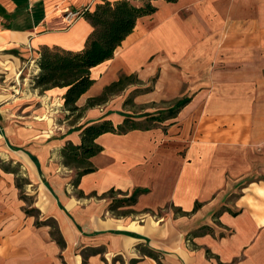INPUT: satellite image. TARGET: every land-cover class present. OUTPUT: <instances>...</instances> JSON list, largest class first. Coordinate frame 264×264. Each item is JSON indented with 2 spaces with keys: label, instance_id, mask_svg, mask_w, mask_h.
Segmentation results:
<instances>
[{
  "label": "crops",
  "instance_id": "1",
  "mask_svg": "<svg viewBox=\"0 0 264 264\" xmlns=\"http://www.w3.org/2000/svg\"><path fill=\"white\" fill-rule=\"evenodd\" d=\"M99 2L0 0V117L3 86L11 84L12 71L25 65L19 56L35 54L29 57L36 65L42 46L82 49L93 27L83 16L69 22L64 15L81 7L92 10ZM153 3L156 11L137 20L113 57L91 69L95 81L76 103L84 107L121 75H135L139 84L127 83L80 116L62 107L68 116L53 131L55 137L41 138L42 150L35 154L24 153L37 169L49 170L46 154L56 150L54 169L42 181L47 191L35 197L34 206L40 216L54 218L63 245L49 225L36 224L35 215L25 212L15 175L0 167V264H158L142 251L147 247L160 251L164 264H264V0ZM6 55L13 57V66L6 65L4 72ZM38 72L35 66L29 80L35 93L40 91L33 87ZM152 77L153 89L138 91L133 103L174 100L186 86L189 102L169 118L166 132L101 134L97 142L103 150L90 158L94 170L76 183L84 195L69 193L66 178L56 170L63 167L61 148L67 141L80 143L87 124L122 122L129 114L126 96ZM64 91L46 90L48 100L41 95L45 106L47 101L63 103ZM21 135L26 141L34 137L27 129ZM232 185L240 187L239 194L222 208L215 225L211 215ZM137 188L145 191L129 207L140 215L110 213L117 199ZM110 189L121 196L111 193L109 201ZM92 192L96 196H89ZM166 201L179 216L147 215ZM204 226L210 230L185 237ZM212 227L223 232L212 234Z\"/></svg>",
  "mask_w": 264,
  "mask_h": 264
},
{
  "label": "trees",
  "instance_id": "2",
  "mask_svg": "<svg viewBox=\"0 0 264 264\" xmlns=\"http://www.w3.org/2000/svg\"><path fill=\"white\" fill-rule=\"evenodd\" d=\"M101 0L95 7L90 10L88 7L81 9L80 15L83 16L93 27L88 35L85 46L77 51L67 50L59 46H42L40 48V57L37 62L39 72L34 78L33 87L38 88L40 92L46 91L53 87L65 88L63 93V106L68 113H77L78 116L82 112L94 105L102 104L110 95L120 91L129 83L134 76L121 75L118 80L106 85L102 92L96 96L89 97L84 107L77 105L78 98L85 93L94 83L91 75V69L96 65L113 57L114 51L130 34L136 26L137 20L146 15H150L156 11L154 0ZM174 2L176 0H166ZM155 77L152 78L154 80ZM132 82V81H131ZM189 97H182L175 100L169 107L166 115H149L144 120H138L131 114H126L123 121L115 123L111 119H101L92 122L81 128L80 143L75 144L67 141L60 150L62 163L68 167L74 168L76 172V181L79 182L82 175L94 170L90 158L103 150V147L97 142V138L107 132L123 134L131 130H147L155 127L156 124L165 119L174 117L178 111L189 102ZM124 106L134 105L131 98L126 99ZM147 121H150L148 124ZM0 167L5 171H14L0 159ZM16 185L20 189L21 185L16 179ZM144 189L137 188L131 195L123 196L115 201V206L127 205L131 206L136 203L139 194L144 193ZM122 194L119 190L110 189L107 193ZM80 196L84 195L82 191ZM95 195V192L89 196ZM23 198V194L20 193ZM197 203L194 210L197 209ZM35 211L39 213L35 207L25 208V212L35 215ZM132 211V209H130ZM128 213V212H127ZM185 213V212H184ZM52 224V237L60 244H64V240L57 228L56 221L52 217L45 220H36V224ZM204 229L210 230V227L204 226ZM205 231V232H207ZM204 233V232H203ZM144 253L154 258L158 264H164L160 258L161 252L147 247L142 250ZM209 255V251L207 250Z\"/></svg>",
  "mask_w": 264,
  "mask_h": 264
},
{
  "label": "rangeland",
  "instance_id": "3",
  "mask_svg": "<svg viewBox=\"0 0 264 264\" xmlns=\"http://www.w3.org/2000/svg\"><path fill=\"white\" fill-rule=\"evenodd\" d=\"M84 7L79 8L80 10ZM74 10V9H70ZM69 11V10H68ZM20 52V51H19ZM19 55V54H18ZM35 56L26 55V56H19L20 62L25 63L24 68L12 71L13 78L11 80V84L3 86V93L5 94L4 100V109H3V116L0 117V159H2L8 166L14 171L15 179H17L18 183L21 185L19 189V193L23 194V201L25 203V208H30L34 206L35 197L38 196L41 192H46L47 189L43 186L42 181H46V176L52 173L54 169V165L57 160L56 150H50L46 156L47 161L46 165L47 168H51L46 170L42 166L39 169L33 164V162L24 154L25 151H29L33 154L36 153V150H42V141L41 138H50L55 137L54 132L58 129V124L61 123L68 115L64 112L63 103L60 102H53L47 101V96L45 91L42 93H35L31 86L29 85L30 78L34 76H30L33 73L35 68V61L29 57ZM30 58V59H29ZM10 59H13L12 56H4V65L3 70L7 69V66L11 68L13 64L9 62ZM27 64V65H26ZM7 65V66H6ZM16 71V72H15ZM16 73V74H15ZM5 75V73H4ZM153 78V77H152ZM149 78L148 81L143 82V85H140V88L137 91L128 94L126 97L127 99L131 98L133 100L136 93L140 90H147L150 91L153 89L154 80ZM14 80V81H13ZM16 80V81H15ZM132 83H138V78L134 75V77L129 80ZM13 82V83H12ZM188 83V82H187ZM139 84V83H138ZM127 85V84H126ZM142 86V87H141ZM187 86L184 88L182 92L177 94L178 96L175 97L176 99L187 97L191 90H188ZM42 96H44L47 100V107L42 100ZM111 96V95H110ZM109 96V98H110ZM152 100L146 99L141 102H134V105H128L127 111L129 114L133 115L135 119L144 120L149 115H166L169 111L168 107L176 100ZM53 104V106H51ZM57 109H59L58 112ZM54 111V112H53ZM68 114V113H67ZM126 115V114H125ZM75 119V116L71 118V120ZM149 124L150 121H147ZM170 119H165L164 121L155 125V127L151 129L160 128L163 132H166L167 128L170 126ZM12 128L14 130H12ZM31 130L34 133V137L26 141V138L22 137L21 132L23 130ZM53 132V133H52ZM40 137H37V136ZM48 135V136H47ZM50 136V137H49ZM41 146V148H40ZM13 148H20L19 150H13ZM40 150V151H41ZM41 153V152H38ZM37 153V154H38ZM12 154H15L16 158L14 159L11 157ZM20 154V155H17ZM26 156V157H25ZM24 157V159H23ZM52 164V165H51ZM54 164V165H53ZM56 170L63 175L65 179L64 188L69 190V193H73L74 195H78L80 190L78 189V185L74 184L76 181V172L77 170L71 167H68L63 164L59 169ZM257 177L256 174H254ZM248 178H252L249 176ZM49 183V182H48ZM237 188H236V187ZM49 187H52L49 184ZM240 187L237 185H232L228 187L226 190L225 196L226 198H222L221 207L218 208L211 217L213 218L214 224H219L217 217L218 214L221 212L222 208L232 205L235 201L236 197L238 196ZM113 195L111 193L107 194V198L110 201ZM96 196V195H95ZM94 196V197H95ZM115 197H120V194H114ZM226 204V205H225ZM36 208V206H34ZM129 206L127 205H120L116 206L110 213L111 214H126L128 212L129 216L138 215L141 212L137 210L130 211ZM143 213V212H142ZM155 215L159 218L168 217L171 214L175 216H179V212L177 208L171 204V202L166 201L162 206L147 212V215ZM140 215V214H139ZM36 220H45L47 219L46 215L40 216L38 212L35 211ZM186 218H192V215H186ZM203 218V216H202ZM51 230L54 229L51 223H49ZM216 230L212 227V234H215L214 231L217 233H222L221 229L215 227ZM208 229H203V227L195 228L193 230H189L185 233V237L190 238L192 235H196L202 232L207 231Z\"/></svg>",
  "mask_w": 264,
  "mask_h": 264
},
{
  "label": "built area",
  "instance_id": "4",
  "mask_svg": "<svg viewBox=\"0 0 264 264\" xmlns=\"http://www.w3.org/2000/svg\"><path fill=\"white\" fill-rule=\"evenodd\" d=\"M80 9H74V10H69L65 13L64 17L66 18V20H68L69 22H73L74 20H76V18L80 17ZM36 67H38V65H35Z\"/></svg>",
  "mask_w": 264,
  "mask_h": 264
}]
</instances>
